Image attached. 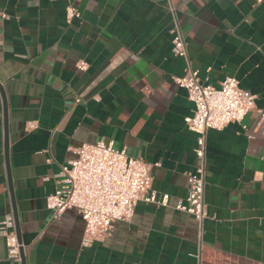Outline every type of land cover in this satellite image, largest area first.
<instances>
[{"label":"crops","instance_id":"0c3cea01","mask_svg":"<svg viewBox=\"0 0 264 264\" xmlns=\"http://www.w3.org/2000/svg\"><path fill=\"white\" fill-rule=\"evenodd\" d=\"M68 5L81 16L68 18ZM176 20L187 58L172 52ZM188 66L214 86L236 76L255 95L242 122L208 130L205 160L186 124L194 103L175 81ZM0 85L26 264H264V0H0ZM99 140L159 164L152 188L168 199L140 200L131 220L84 247L80 213L52 220L46 198L75 149ZM202 165L200 225L175 205L188 196V173ZM4 221L16 231L0 91ZM0 264H20L1 229Z\"/></svg>","mask_w":264,"mask_h":264},{"label":"built area","instance_id":"2783aa9c","mask_svg":"<svg viewBox=\"0 0 264 264\" xmlns=\"http://www.w3.org/2000/svg\"><path fill=\"white\" fill-rule=\"evenodd\" d=\"M66 11L68 18L81 16L73 5H68ZM171 34L172 52L187 58V43L177 20ZM78 68L86 70L88 64L80 61ZM175 81L187 90L194 103L193 114L186 118V124L199 134L195 153L205 160L208 130H222L231 122H242L247 113L255 108V95L242 88L236 76H227L220 86L203 83L199 71L190 66ZM79 100L76 98V101ZM258 111L264 118V110ZM28 127L37 126L35 122H29ZM75 152V158L61 167L57 186L47 196L46 205L52 220L71 208L80 213L85 221L82 246H92L108 237L115 222L131 220L140 200L167 204L168 195L158 198L152 188V168L159 164L129 155L114 141L83 142ZM204 172L202 165L188 173V196L175 205L176 209L193 215L200 225L207 217ZM6 224L4 221L0 229L6 236L9 257L21 264L22 245L16 231L6 230Z\"/></svg>","mask_w":264,"mask_h":264},{"label":"water","instance_id":"95a60500","mask_svg":"<svg viewBox=\"0 0 264 264\" xmlns=\"http://www.w3.org/2000/svg\"><path fill=\"white\" fill-rule=\"evenodd\" d=\"M0 91L2 93V97L4 100V122H5V156H6V163H7V170H8V178H9V185H10V192L13 202V208H14V215H15V224H16V233L19 239L20 244L22 245V238H21V229H20V222L18 218L17 208H16V202H15V196H14V190H13V184H12V176L10 171V163H9V127H8V111H7V103H6V96L4 93V90L2 86L0 85ZM21 258H22V264H26V258L24 254L23 247L21 246Z\"/></svg>","mask_w":264,"mask_h":264}]
</instances>
